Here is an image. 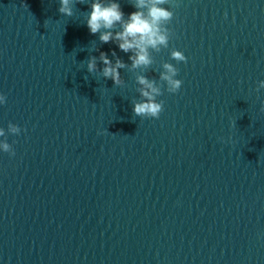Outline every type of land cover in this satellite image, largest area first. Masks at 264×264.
Returning a JSON list of instances; mask_svg holds the SVG:
<instances>
[{"label": "water", "instance_id": "water-1", "mask_svg": "<svg viewBox=\"0 0 264 264\" xmlns=\"http://www.w3.org/2000/svg\"><path fill=\"white\" fill-rule=\"evenodd\" d=\"M91 2L66 16L58 0H0L15 152L0 153V264H264V0H174L168 47L140 69L90 34ZM113 50L120 85L100 74ZM138 75L162 89L158 118L132 114Z\"/></svg>", "mask_w": 264, "mask_h": 264}, {"label": "clouds", "instance_id": "clouds-1", "mask_svg": "<svg viewBox=\"0 0 264 264\" xmlns=\"http://www.w3.org/2000/svg\"><path fill=\"white\" fill-rule=\"evenodd\" d=\"M58 11L66 16L72 15L71 4L73 0H58ZM83 2V0H81ZM134 11L125 13L121 9L118 0H92L90 11L86 19V26L90 34L100 33L101 43L113 42L120 51L131 53L128 59L131 61V69L147 68L153 63L151 51H160L168 47L170 39V29L167 27L173 18L170 10L174 0H130ZM119 25V30L114 31ZM113 59H109L108 54L101 51L99 62L103 64L101 75L110 78L113 84L120 85L119 69L126 65L116 56V52H111ZM170 59L176 62H185L184 54L176 49L169 53ZM97 68V57H89L87 70L89 73L95 72ZM162 71L159 80L170 94H175L181 88L182 80L176 78L178 69L174 64L165 62L161 66ZM136 82L140 85L138 92L142 99L134 101L132 104V114L140 118H158L163 110V100H158L162 95V89L156 81L150 80L143 75L136 77ZM258 87L264 89V80L258 82ZM6 103V96L0 93V106ZM260 111H264V100L260 102ZM23 131L22 128L11 122L7 125V134L18 136ZM0 153H7L10 157L15 156L11 145L6 142V132L0 127Z\"/></svg>", "mask_w": 264, "mask_h": 264}]
</instances>
